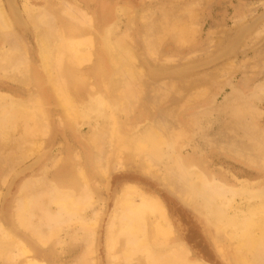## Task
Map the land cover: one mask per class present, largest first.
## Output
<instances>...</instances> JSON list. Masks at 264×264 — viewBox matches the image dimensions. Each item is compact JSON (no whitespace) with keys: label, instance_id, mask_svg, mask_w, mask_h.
<instances>
[{"label":"rangeland","instance_id":"rangeland-1","mask_svg":"<svg viewBox=\"0 0 264 264\" xmlns=\"http://www.w3.org/2000/svg\"><path fill=\"white\" fill-rule=\"evenodd\" d=\"M0 2L11 26L5 29L10 30L8 32L0 28V69H8L6 67H10L12 60L18 57L23 62L27 60L24 64H28L31 74L35 72L44 77L39 45L40 38L49 30H59L63 37L68 38L67 31L72 29L75 33L90 37L92 42L91 60L78 67L69 66L72 71L67 72L84 79L82 82L71 80L70 84L73 90H70V96L80 113L74 122L66 119L56 97L48 88L38 90L34 84L26 85L16 81L20 77L17 71L7 70L6 75L0 70V229L28 244L33 251L30 257L14 264H87L83 260L87 244L86 238L82 236L84 227L78 224L64 225V228L57 230L48 246L43 247L32 239V232L18 228L13 218L18 198L25 193L27 195V192L33 191L40 202L45 196L56 193L76 197L85 195L81 181L75 176L78 167H82L87 174L93 198L94 206L83 212L86 219L93 217L94 209L99 208L97 204L100 206L101 203L103 207L95 228L94 264H126L120 253L109 252L105 248L104 239L106 223L115 202L128 188L135 194V199L145 196L161 203L172 225L173 244L182 245L188 251L191 262L239 264L234 253L236 240H230L226 234L216 231L201 210L183 200L187 191L185 180L177 175H169L170 179L167 178L165 183L161 176L174 150L180 155L185 167L190 164L189 170L204 174L209 183L218 188L224 187L236 192L229 206V214L253 204L254 201L245 198L246 192L258 194L264 191V162L261 158L264 153L258 151L264 149V0ZM11 5L18 11L20 19L17 22L12 19ZM256 20V26L239 40L243 27ZM111 28L114 31L117 29L114 35L119 37L118 40L122 39V44L131 50L136 61L133 68L139 75L135 84L130 85L131 88L128 86L124 89L127 92L124 95H132L130 102L135 103L128 118L116 113L121 131L133 139L141 130L153 129L160 133L166 143L162 159L155 160L157 162L154 166L157 167H153L150 172L146 171L143 155L130 150V153L124 151L117 157L111 152L103 134L105 122L96 115L97 97L109 98L115 104L118 100L111 87L106 94L104 82L95 74L103 51V39ZM149 50L154 51V55ZM225 50L230 52L224 54ZM105 65V70L109 72L110 65L106 62ZM190 66L194 68L184 70ZM112 75L113 72L107 76V81L112 79ZM163 80H167L164 85L161 83H164ZM157 82L162 84L159 85L161 88ZM136 83H140L138 85L142 88ZM132 88L134 94H131ZM154 89L159 90L157 92L160 96ZM32 96L40 101L43 98L46 100L41 101V108L47 117L48 128H40V133H44L40 136L36 134L37 128L33 127L31 120L24 119L25 115L29 117L32 114ZM8 103L15 107L10 110ZM158 124H169L175 131L169 130L167 126L159 131ZM99 130L102 134L97 137L98 145L92 146L89 139ZM177 134L180 135L178 139L175 137ZM35 142V152L30 151V144ZM247 148L252 149V155L246 152ZM97 155L108 158L109 172L106 177H99L95 173L93 164ZM118 158L122 162L117 161ZM51 161H57L58 164L54 166L55 163L53 165ZM49 210L56 212L54 210L57 208L50 205ZM261 217L264 218V209ZM36 224L39 225L38 222ZM260 252L264 260V242Z\"/></svg>","mask_w":264,"mask_h":264},{"label":"bare ground","instance_id":"bare-ground-1","mask_svg":"<svg viewBox=\"0 0 264 264\" xmlns=\"http://www.w3.org/2000/svg\"><path fill=\"white\" fill-rule=\"evenodd\" d=\"M11 6L10 8H11V13L13 17L12 19H14L17 22L20 19V18L18 19V13H17L18 11L13 6L12 7ZM1 7L2 6L0 2V28L5 30L11 27V26L9 27L10 20H8V18L6 17L7 15L6 16L4 15L5 14L3 12L4 9ZM257 21L258 20L254 21L250 25H246L243 27V29L240 32L239 40L244 38L243 36L247 31H249L250 29L256 26L255 23ZM67 24L68 23H66V25ZM84 25L85 24H83V26ZM115 31L113 28H111V29H108L105 34V37L103 39V49H102L103 51L101 54L99 53L100 57H99L98 63L95 68V74L99 75L102 81L104 82L103 89L106 91V94L111 87V89L117 94L118 100L116 101L117 104H115V103L110 102L109 98L105 99L104 97H97L95 100L97 109L95 111H96V115H98L105 122L104 124L105 131L103 132V134L104 136H106V140L108 141L109 146L111 147V152H114L117 155V157H119L121 153L124 151H127L130 153V150H132V152H134L135 154L143 155L145 158L144 161L146 162V171L150 172L153 170L152 169L153 167H157V166H154V164L156 165V162H157L155 160L158 158L162 159L161 155H163V147L166 143L164 142V139L162 138L160 133L156 132V130H153V129L152 130L148 128L143 129L133 139L129 138V135H125L121 131V127L119 126L117 118H116V113L124 117L125 119L126 117L128 118L129 112L131 111V108H133L134 106L133 104L135 103L130 102V100L132 99L131 98L132 95L130 96L124 95V92H126L124 91V89L128 86L129 88H131L130 85L133 86L135 84L136 79L138 78L139 75H137L136 70L133 68L135 67L134 62L136 61H134V56L131 50L126 45H124V43L122 44V41H123L122 39H119L120 41L117 39L118 36L116 37L114 35ZM67 37L68 38L63 37L62 34L59 33V30L58 32L49 30L46 33V35L40 38V45H39L40 53L39 54H41V57L43 60L42 71L45 73L44 77H42L43 76L42 74L36 75L35 72L34 74L33 72L31 74V71H29V68L27 66L28 64L25 65L27 63V60H26L27 57L25 58L26 62H23L24 60L22 61L21 59H18V57H16L12 60L10 67L9 65L6 67L8 69L4 68L0 70L3 72V74H6L7 70L17 71L18 76L20 77H17L16 81L21 82L22 84L23 83L26 85L34 84L37 86L38 90L48 88L50 93H52L56 97L59 103V107H61V110L63 111V114L66 117V119H68L71 122H74L78 119L80 113L77 109L78 107L76 108L70 96V90L72 87L70 84H71V80L82 82L84 79L83 78L81 79V77H78L75 74L67 73V72H69L68 70H71L69 66L78 67V66H81L82 63L84 62L86 63L87 61L89 62V60H91L90 59L91 57L90 49H92V46H91L92 42L89 39L90 37L88 38L84 36L83 34L81 35L80 32L75 33V30H72V29L67 31ZM114 38L116 39L113 40ZM149 51L151 52V50ZM24 52H26L25 49H24ZM152 52H151L152 55H154V51ZM229 52L230 50H227V51L225 50V52L223 53L227 54ZM145 58H147V56ZM150 61H147V62H150ZM105 62L110 65V69H111L109 71L110 73L105 70L106 68ZM135 64L137 65V63ZM193 68H194L193 66H190L189 68H186L184 70L190 71ZM112 72H113L112 79L110 81H107V76H109V74L111 75ZM63 74H65V76ZM170 79L172 78L170 77ZM171 81H173V79ZM108 82H110V85H108ZM165 82H167V80H165L164 83L163 82L161 83L164 85ZM136 84L138 85L140 83H136ZM157 84H158L157 86L160 85L159 82H157ZM140 85H138V87H141ZM166 85L168 84L166 83ZM157 90L158 89H156L155 91L157 92ZM134 93L135 92L133 91V88H132L131 94H134ZM158 94L159 93L157 92V95ZM43 99L41 101H46ZM41 101L38 100L37 97H33L31 101V105H30L31 106L30 109H32V114L30 115L31 117L30 116L27 117L25 115V118H24L25 120H29V119L31 120L33 127L37 128L38 132L36 134H38L39 136L44 134V133L43 134L40 133L39 131L40 128L41 129L48 128L47 117L45 116V113L41 108L42 106ZM231 104H234V103H231ZM9 107H10L9 109L12 110L13 107L15 106L13 104H10ZM113 108H116V109H113ZM84 117H87V116H84ZM82 118L83 116L80 119ZM27 125L29 126V124ZM168 125L169 124L167 125L158 124L157 128L159 131H161V130H164L167 126L169 130L175 131V129H172L171 126L169 127ZM100 134H102V132H100L99 130L97 134H93L92 138L89 139V143L92 146H95L97 144V140H98L97 137L98 135L100 136ZM179 136L180 135L177 134L175 136L176 139H178ZM8 140H9V137H8ZM30 145H31L30 151L35 152L36 149L34 148L37 147V143L36 142L31 143ZM174 145H175V142L173 143V146ZM258 151L264 153V149L262 151L261 150H258ZM246 152L247 153L250 152V154L253 153L251 148H247ZM29 155L28 157H31ZM97 156L95 160L98 159ZM99 158L100 159H98L97 161L94 160L95 164H93V168L95 170V173L98 174L99 177H106L109 172L108 158H106L105 156L103 157L99 156ZM248 158L250 161L254 162L252 158L250 157ZM261 158H263L262 160L264 162V157H261ZM169 160L170 162L169 164H167L168 167L164 168V170L165 169L166 170L164 174L161 176V180L167 183L168 181L167 178H169V175H171V177L172 175L174 177L178 176V178L185 180L187 184V191L184 193V196L182 197L183 200L185 201V203L189 205L192 204L197 209L201 210V213L206 215L209 218V222L211 226L216 231L226 234V236H228L230 240H236L237 243L236 245H234L235 246L234 253H235V258L238 260L239 264H264V260L262 259L263 256H262V253L260 252V247L264 242V218L261 217V211L264 209V191H261L258 194L246 192L245 194L247 195L245 198L248 201L255 202L256 200V202L255 203L253 202V204H248V206L244 210L243 209L238 210V211L236 210L232 214H229V206L232 201V198L236 195V192L228 191L227 189H224V187L218 188V186L216 187L215 185L210 184L209 181L205 178L204 174L198 172L197 170L196 171L189 170L188 168L191 167L190 164H186L187 166L185 167L184 163H182V161L180 160V155L178 153H175L174 150L173 152H171V156ZM262 160L260 161L262 162ZM117 161L122 162V159L118 158ZM56 162L54 161L55 165L52 162L54 166L58 164V162L57 163ZM120 165L122 166V163H120ZM28 168H25V169L27 170ZM25 169H22V170L25 172L26 171ZM75 176H77V178L81 181L82 183L81 186L84 187L83 189L86 191L84 193L85 195L76 197V196H72L68 194H62V193L53 194L52 193L53 195L45 196L46 198H44V200L40 202V200L35 198L34 196L35 194L33 191H31L30 193L27 192L28 193L27 195H25L26 194L25 193L21 195L22 197H19L20 199L18 198L17 200L18 202L16 204L17 206L15 207L16 215L13 218H15L14 220L16 221L18 228H22V229L29 230L30 232H32V236L34 237L32 239L43 247L48 246L47 244L50 242V240L56 236L57 230L62 229L61 227H63L64 225L67 227L70 225L78 224L80 225V227L81 226L84 227L82 236L83 238H86L87 244H86V249H85L86 252L84 253L83 260L87 264L89 263L94 264L95 261L93 257H94V243H95V238H94L95 228L98 226L97 225L99 223L98 220L101 215L103 207L101 203H100V206L99 204L96 203L99 207L98 210L94 209V212L92 211L93 217L91 219H86V216L84 215L85 213L83 214V212L85 211V209L93 205V198L91 196L89 180L87 179V174L82 167H78L75 169ZM7 187L9 188V186ZM130 189L128 188L127 190H125L118 197V200L115 202V205L110 213V217H109L108 222L106 223L107 225L105 229V239H104L105 248L109 252L120 253L123 262L126 264H203L199 261L191 262L189 260L188 251L182 245L177 246L176 244L175 245L173 244V241L171 238L173 236L172 225L161 203L156 199L148 198L145 196H141L135 199V196H134L135 194ZM26 191L27 190H25V192ZM180 192H177L178 195H180ZM37 194L39 195V193ZM2 198H3V195H2ZM199 201H201L200 202L202 203L201 205H199L200 204L198 203ZM50 205H53V206L55 205L57 210H54V211L56 212H53V210H51L52 211L51 212L49 210ZM34 220H37L39 225L36 224L37 222L34 223ZM212 235L214 234L212 233ZM58 240L62 241L63 239L61 240L60 238H58ZM221 251L222 250H220V252ZM32 253L33 251H31V247L28 244L19 240L18 238H16L13 234H11L8 231H3V230L1 231V236H0V261L1 262H4L6 264H14L19 260L30 257ZM28 264H38V263L29 262Z\"/></svg>","mask_w":264,"mask_h":264}]
</instances>
